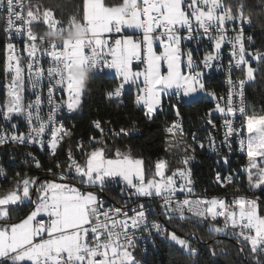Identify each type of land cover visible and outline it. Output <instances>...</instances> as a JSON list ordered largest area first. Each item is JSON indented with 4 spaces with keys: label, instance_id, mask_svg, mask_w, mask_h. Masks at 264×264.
<instances>
[{
    "label": "snow or ice",
    "instance_id": "obj_1",
    "mask_svg": "<svg viewBox=\"0 0 264 264\" xmlns=\"http://www.w3.org/2000/svg\"><path fill=\"white\" fill-rule=\"evenodd\" d=\"M251 7L247 0H107V3L105 0H84L82 22L73 17L65 26L55 19L52 7L41 8L33 0H0V21H3L6 35L10 39L13 35H24L29 56L36 58L35 71H31L32 63L28 68L31 87L37 92L45 76L38 54L47 55L52 61V66L46 70L50 108L46 116L41 114L40 95L34 102L22 104V69L18 59L15 65L9 64L15 75L8 89L10 101L0 108V117L10 122L16 114H22L29 130L18 132L15 124L10 125L11 131L0 128V150L7 154L33 145L42 151L47 148L52 164L46 170L32 152H27L26 156L32 159L36 169L54 177L41 180L38 176L17 172L11 186L0 191V261L3 264H142L134 255L136 240H151L154 234L178 245L192 258L188 264H200L195 259L200 249L193 246L189 238L197 234L186 233L185 229L188 222L202 224L208 220L213 221L209 225V235L231 230V235L249 246L254 264H264V216L258 215L259 197H250L240 188H234L229 201L225 197L188 198L193 192L189 165L195 159V148L203 149L206 145L196 133H191L192 143L187 142L179 107L183 99L207 91L205 72L214 64L219 65V52L227 41L234 58V65L231 61L228 65L230 92L226 106L217 103L214 109L224 117L223 137L217 143L216 136L209 132L207 147L217 155H220V148L231 153L236 138L239 150L247 156L248 190H260L264 194V115H249L244 102L245 85L255 82L257 71H264V52L246 49V43L252 38L245 35V25L264 28V0H260V13L249 11ZM38 22L58 32L61 38L38 35L33 28ZM226 24L233 27H226ZM123 29L139 30L142 36L140 39L124 36L111 45L102 38L105 33H120ZM68 30H76L81 35L75 39L66 38ZM229 31L232 36L228 35ZM200 39L214 42V50L204 54L202 60H196L192 49L185 51L181 44ZM157 42L159 52L154 48ZM7 47L13 49L14 45L9 43ZM13 59L9 57L10 61ZM134 62L142 63L143 70L133 71ZM164 65L166 69L162 71ZM234 66L244 73L243 78L235 81L231 78ZM75 67L91 68V71L84 79L73 72ZM105 69L113 70L119 78L118 85L107 91L106 97L119 99L126 85H136L135 104L143 106V115L149 121L163 113L167 100L175 119L167 122L166 144L182 165L170 175H166V159L155 161L153 170L146 169L144 160L132 156L130 149L126 153L116 149L115 158H109L112 149L104 139L100 120L92 121L101 133L99 139L90 136L87 141L81 139L76 143V150L84 157L83 163L70 146L66 160L57 159L65 137L71 136L70 130L57 121L59 111L66 108L71 114L79 110L90 80ZM56 87L66 90L67 101L55 102ZM208 95L216 97L217 94L208 92ZM233 96L238 98V103L233 104ZM173 98L176 103H172ZM212 111L205 114L204 122L215 130L216 125L210 118ZM238 119L241 120L239 124ZM109 131L113 136H129L137 127L132 122L130 128L120 127L118 131L110 128ZM220 159L224 164L229 163L226 155H220ZM0 175H6L2 165ZM233 175L225 178L216 172L215 180L223 186L225 182H232ZM56 177L63 182H56ZM70 177L73 183L67 182ZM177 178L181 181L179 185ZM75 182L101 192L111 184L122 183L124 188L131 190L130 199L136 197L144 202L131 208L132 215H129L121 207H105L106 202L95 192H81ZM178 192L185 193V198L178 199ZM153 203H156L155 208ZM24 204H30L31 208L23 218L12 222V213ZM157 209L162 211L172 230L157 220L148 219ZM219 217H223V226L215 223ZM199 238L204 239L203 236ZM240 251L243 252V248ZM209 252L215 254V249L209 248Z\"/></svg>",
    "mask_w": 264,
    "mask_h": 264
},
{
    "label": "trees",
    "instance_id": "obj_2",
    "mask_svg": "<svg viewBox=\"0 0 264 264\" xmlns=\"http://www.w3.org/2000/svg\"><path fill=\"white\" fill-rule=\"evenodd\" d=\"M33 2L38 3L41 8L52 7L54 15L62 20L65 26L73 17L82 21L84 0H33ZM105 2L107 3V0ZM247 2L252 6L249 11L253 13L261 12L260 0H247ZM255 28L260 27L256 26ZM252 66L255 68L256 64L253 63ZM2 73V54L0 53V75ZM87 76L88 74L85 73V79ZM255 77V82L247 83L246 88L248 114L264 115V71H257ZM118 83L119 78L113 75L94 76L90 80L82 106L70 119L71 125L73 124L71 136L66 137L62 142L57 153V159L64 162L66 160V155L64 154L67 147L75 148L78 138H89L93 134L98 135V131L93 128V120H100L106 123V126H121L125 128H128L129 125L132 126V122H135L137 131L134 132V135L136 136H121L118 138L110 135L104 136L108 147L112 149V152L108 155H115L116 149L124 153L130 149L131 154L143 158L146 169L153 168L154 170V162L162 157H166L170 172L180 167L181 164L177 156L169 155L167 152L166 140L169 134L165 131L164 119L168 116H174V112L169 107L167 100L165 101L163 113L159 114L154 120L149 121L143 115V108L135 104L134 84L129 85L123 104L106 97V92L115 88ZM173 100L172 103H174ZM179 107L182 117H192L197 122L198 117L207 113L211 109L212 104L204 101L201 97L189 103L182 100ZM108 122L111 123L109 124ZM184 133L192 143L190 128L184 126ZM87 147L86 143L85 148ZM196 148L194 153L197 154L198 158L195 166L196 176L201 177L204 184H206L208 177H214L215 167L217 166L216 160L208 157L207 152H197ZM37 158L45 170L52 164L50 157L45 156V154H38ZM79 160L83 162L84 157L81 156ZM246 164L247 156H242L237 167L243 166L244 168ZM11 168L17 170L15 173L19 172L21 175H35V166L20 167V161ZM15 173H12V179L8 180V184L5 181L0 184V191L7 190L11 186ZM43 173L46 172L43 171ZM200 174L202 175L200 176ZM148 178L151 177L148 176ZM49 179H53V177L50 176ZM234 188H240L246 195L257 196L260 198V201H264V194L260 191L248 190V180L245 172H241V177H234V182L230 184L224 183L223 186L221 184V187L211 185L210 192L233 194ZM29 208H31L30 204L20 205L16 208L12 213V222H17L20 218H23ZM258 209L260 215L264 216V206H259ZM211 223H213L211 220L202 224L188 222V226L185 229L186 233L195 232L197 234L195 237L189 238L193 246L200 249L199 256L195 258L200 261V264H254L249 246L243 243L239 237L228 236L226 234L219 235L218 233L209 235L208 229ZM215 223L220 224V220L215 221ZM170 230H172L171 227ZM201 236L204 239H200L199 237ZM209 248L215 249V254H211ZM221 248L224 249L223 253L220 252ZM241 248H243V252L240 251ZM134 254L143 264H188L189 260L192 259L178 245L173 244L167 239L163 241L158 252L149 251L143 254V248L137 245Z\"/></svg>",
    "mask_w": 264,
    "mask_h": 264
},
{
    "label": "built area",
    "instance_id": "obj_3",
    "mask_svg": "<svg viewBox=\"0 0 264 264\" xmlns=\"http://www.w3.org/2000/svg\"><path fill=\"white\" fill-rule=\"evenodd\" d=\"M54 17L56 20L62 21L59 18H57L55 15ZM226 27L231 28L233 27V25L226 24ZM33 28H34V31L38 35L44 34L48 30L45 24L39 23V22L34 24ZM123 34H126V30H123ZM228 35L232 36L233 33L229 31ZM245 35L251 36L252 38L250 42L246 43V49L248 52H253L257 50L260 52H264V28H255V27H249L248 25H245ZM141 36L142 34L140 32L139 34L135 35V38L140 39ZM114 41H115L114 38H110L108 43L111 45V44H114ZM9 43H12L14 45L13 49H8L7 45ZM155 46H156L157 51L159 52L161 49L159 47L158 42ZM181 47L185 51L188 49H192L194 59L202 60V57L204 54L208 52H212L214 50V42L208 41L206 39H200L199 41L197 40L182 41ZM231 51H232L231 45L228 44L227 41H225V43L222 45V48L219 52V55L221 57L219 65L217 66L216 64H214V66L211 69L205 72L204 83L206 85L207 91L203 93L202 98L204 99V101L212 104L211 109H213V107H215L217 103H219L220 106H223V107L226 106L227 97L230 92V86L228 84V77H229L228 65L230 61L234 65V58L231 56ZM0 53L2 54V64H3V73L0 75V104H8L10 101L8 89L12 83L13 76L15 75V73L11 68H9V64L11 63L15 65V60L18 59L19 67L22 69L21 77L23 78V88L20 93L22 97V104L26 106L27 104L34 102L37 95H40L41 100H42L41 114L46 116L50 110L49 105L47 104L48 77L46 75V70L52 66V61L50 57H48L47 55L38 54L39 55V65L45 70V76L43 78L41 88L39 92H37L31 87L30 71L28 68V64L32 63L33 68L31 71L32 72L35 71L36 58L29 56V50L26 46V39L24 35H19V36L13 35L11 39L6 35L4 31L3 21H0ZM10 56L14 57V59L11 61L9 60ZM134 66L136 67L138 71H142L144 67L143 64L140 62H134ZM162 67L163 69H165L166 65ZM90 71H91V68H86L85 70L87 74H89ZM243 74L244 73L240 69L236 68L235 66L231 69V78L233 81L243 78ZM101 75L115 76V73L113 70L105 69L104 71L97 73L95 76H101ZM128 88H129V85H126L123 90L122 96L119 99H112V100H115L120 104H123ZM246 88H247V84L245 85V88H244V102H245V105L247 106ZM133 89H134V97L136 98L138 94V89L136 85H134ZM208 92H215L217 95L216 97H213L211 95H208ZM63 95H67L66 90H64L61 87H56L54 90L55 102L61 103V96ZM173 101L174 103H176L175 99ZM236 103H238V98L233 96V104H236ZM139 107L143 108L142 105ZM164 108H165V105H164ZM78 111L79 110H77L76 112ZM76 112L69 114L66 108H62L59 111V114L57 116V121L59 123H63L65 128L69 129L71 132L73 124L71 125L70 119ZM205 114L200 115L198 117L197 122H195L192 117H188V118L183 117L182 125L186 126L187 128H190V139H191V133H196L197 138L203 140V143L206 145V147L203 149L196 148L197 152L206 151L208 157L214 158L216 160L217 166L215 167L216 169L215 173L220 172L222 176L225 178L229 175L234 174L233 179H232V182H234V177H241V172H244L243 166L237 167V164L240 158H242V156H246V153L241 152L239 150L238 140L234 138L233 139V150L231 153H229L226 150V148H220V155H226L229 157V163L224 164L223 160L220 159V155H217L215 151H212L210 148L207 147L208 140L206 139L207 134L209 132H212V134L215 135L217 138V143H219V141L223 137L222 120L224 117L222 114H216L212 111L210 118L216 125V129L213 130L211 125H208L207 123L204 122L205 119L207 118ZM174 119H175V115L166 117L164 119L165 127H167V122H171ZM240 122L241 120L238 119L237 124H239ZM11 124H15L17 126L16 130L18 132L27 133L29 130L27 120L22 114H16L10 122H7L3 118H0V128H4V129H7L8 131H11V127H10ZM101 126L104 129V136L110 135L116 138L123 136V135H120L118 137L113 136L112 133L109 131L110 128L118 131V129L121 126L119 127L106 126V123H103L102 121H101ZM130 127L131 125L128 126V128ZM93 128L94 130L98 131V135L93 134L92 136H95L97 139H99L101 137L100 131L96 129L94 126ZM129 136H136V135H134V132H132ZM45 138L47 139V137ZM81 139H83L84 141L88 140V138H78L76 140V143L77 141ZM27 152H32V153L42 152V154H45V156L49 157L47 148H45L42 151L36 145H33L31 147H21L19 148L18 151H9L7 154H5L4 150H0V165H2L6 171V175H0V179H3V181L6 182V184H8L9 179H12V173H15V171H17L11 168V161H20V167L34 166L32 159L26 156ZM73 152L76 155V158L79 160V158L82 155L76 150V144H75V148H73ZM64 155H66V152ZM194 155H195V159L189 165V167L192 170L191 178L193 181V185H192L193 192L191 195L188 196V198L189 199H211L212 197H225L226 201H229L232 198L233 194H223V193H218V192L211 193L210 192L211 185H213L214 187H221V183H217L215 180V173H214V177L207 178L208 180L206 184H204L201 177L196 176L195 166L197 164V154H194ZM11 157H15V159L13 160L11 159ZM25 160L28 161L27 164L24 163ZM53 171H56V170H53ZM201 175L202 174H200V176ZM33 176L34 177L38 176L41 178V180H49V177L51 175L43 173V171H40L39 169L35 168V175ZM55 179L56 181H60L58 177H56ZM67 182L73 183L72 178L70 177ZM180 183L181 181L179 180V178H177V184L179 185ZM75 186L78 187L81 192H85V191L95 192L102 201L106 202L105 207H109V206L121 207L125 211H128L129 215H132V212L130 211L131 208H134L137 203L144 202L142 199L136 198V197H131L130 199L131 190L128 188H124L122 183L111 184L103 192H101L95 187H88L87 185L81 186L78 182H75ZM185 195H186L185 193L178 192L177 198L184 199ZM259 206H264V204L258 203V207ZM152 207L155 208L156 203H153ZM148 219L150 221L157 220L160 223L164 224L166 227H169V230H170V226L167 223V219L163 215L160 209H157L155 214H150ZM218 220H220V224L218 223L217 225L223 226V217L217 218V221ZM208 221H204V222H208ZM142 231L143 230H141V232ZM222 234L233 236L231 235V230H229L228 233H222ZM140 235L141 233L138 232L137 236H140ZM165 240L166 238L164 236L154 234L151 240L137 239L136 245H143V254H146L149 251L158 252L160 250L161 244H163V241ZM0 264H2V261H0Z\"/></svg>",
    "mask_w": 264,
    "mask_h": 264
},
{
    "label": "rangeland",
    "instance_id": "obj_4",
    "mask_svg": "<svg viewBox=\"0 0 264 264\" xmlns=\"http://www.w3.org/2000/svg\"><path fill=\"white\" fill-rule=\"evenodd\" d=\"M127 31H129V33L127 34V35H124V36H128V35H131V36H133V37H135V35L134 34H132V33H135L136 31H138V33H140V31L139 30H133V31H135V32H130V31H132L131 29H127ZM116 32H111V33H105V34H103V36H102V38L103 39H106L107 41H108V39L110 38V37H112V35H114ZM116 37V39H122V36L121 35H116L115 36ZM156 45V44H155ZM154 45V48H155V50L157 51V49H156V46ZM158 52V51H157ZM77 69H83L84 71H81V72H79V73H77L76 72V70ZM166 69V68H165ZM165 69H163V67H162V71L163 70H165ZM85 70H86V68H84V67H75V68H73V72L77 75V76H79V77H81V78H84L85 79ZM203 93L204 92H200V93H197L196 94V96L195 97H193V98H185V99H183L185 102H191V101H194V100H196V99H199V98H201L202 97V95H203ZM67 98H68V93H67ZM221 107H223V106H221ZM215 109V107H213V112L214 113H216V114H221L220 112H218V111H215L214 110ZM187 136V135H186ZM168 137H169V135H168ZM187 142L189 143V144H191V142L188 140V138H187ZM167 152L169 153V155H176L175 154V152H170L169 150H168V148H167ZM126 153V152H125ZM132 156H134V157H137V158H142V157H140V156H135V155H133L132 154ZM109 158H115V155H109ZM143 159V158H142ZM161 159H166V157H162ZM167 160V159H166ZM81 163H83V162H81ZM144 167H145V163H144ZM244 172L246 173V171H245V166H244ZM174 171V170H173ZM171 174V172L169 171V167H168V169H166V175H170ZM246 175H247V173H246ZM56 182H61V181H56ZM256 191H260V190H256ZM257 211H258V215H260V213H259V209H257ZM219 235H221L222 233H218ZM135 255V254H134Z\"/></svg>",
    "mask_w": 264,
    "mask_h": 264
},
{
    "label": "clouds",
    "instance_id": "obj_5",
    "mask_svg": "<svg viewBox=\"0 0 264 264\" xmlns=\"http://www.w3.org/2000/svg\"><path fill=\"white\" fill-rule=\"evenodd\" d=\"M45 37L47 38H61L59 33L54 31V30H47L45 33H44ZM81 35L80 32L76 31V30H68L67 31V36L66 38H72V39H75V38H79V36ZM81 71H84L83 69H77L76 72L79 73Z\"/></svg>",
    "mask_w": 264,
    "mask_h": 264
},
{
    "label": "bare ground",
    "instance_id": "obj_6",
    "mask_svg": "<svg viewBox=\"0 0 264 264\" xmlns=\"http://www.w3.org/2000/svg\"><path fill=\"white\" fill-rule=\"evenodd\" d=\"M67 95H63V96H61V102L62 101H67ZM7 104H0V108H3V107H5ZM0 118H2V117H0ZM183 131H184V126H183ZM203 152H206V151H203ZM33 154L37 157V155L38 154H42V152H33ZM197 160H198V158H197ZM19 161H11V167L12 166H14V165H16L17 163H18ZM45 172V171H44ZM28 176H33V175H28ZM2 182H3V179H0V184H2ZM226 183V182H225ZM251 197V196H250ZM259 201H260V198H259V200H258V203H259ZM139 246H141L142 248H143V245H139Z\"/></svg>",
    "mask_w": 264,
    "mask_h": 264
},
{
    "label": "crops",
    "instance_id": "obj_7",
    "mask_svg": "<svg viewBox=\"0 0 264 264\" xmlns=\"http://www.w3.org/2000/svg\"><path fill=\"white\" fill-rule=\"evenodd\" d=\"M123 30H126V34H123ZM120 33H115L114 35H112V37H110V38H114V40H116V35H121L122 36V38L124 37V35H127L128 33H129V31H127V29H123ZM130 32H135V31H130ZM132 34H134V35H136V34H139L138 33V31H136L135 33H132ZM110 38L108 39V41L110 40ZM134 39H136L135 37H133ZM133 71H138L137 69H136V67L134 66V63H133Z\"/></svg>",
    "mask_w": 264,
    "mask_h": 264
}]
</instances>
